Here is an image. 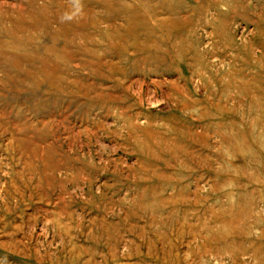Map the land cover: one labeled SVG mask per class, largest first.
<instances>
[{"label": "rangeland", "instance_id": "rangeland-1", "mask_svg": "<svg viewBox=\"0 0 264 264\" xmlns=\"http://www.w3.org/2000/svg\"><path fill=\"white\" fill-rule=\"evenodd\" d=\"M0 264H264V0H0Z\"/></svg>", "mask_w": 264, "mask_h": 264}]
</instances>
